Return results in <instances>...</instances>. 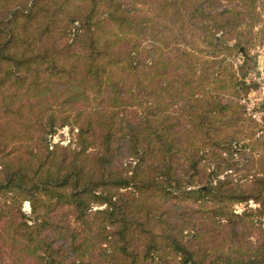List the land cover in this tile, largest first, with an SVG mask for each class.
<instances>
[{
    "label": "trees",
    "instance_id": "16d2710c",
    "mask_svg": "<svg viewBox=\"0 0 264 264\" xmlns=\"http://www.w3.org/2000/svg\"><path fill=\"white\" fill-rule=\"evenodd\" d=\"M263 34L264 0H0V264H264Z\"/></svg>",
    "mask_w": 264,
    "mask_h": 264
},
{
    "label": "rangeland",
    "instance_id": "374dc122",
    "mask_svg": "<svg viewBox=\"0 0 264 264\" xmlns=\"http://www.w3.org/2000/svg\"><path fill=\"white\" fill-rule=\"evenodd\" d=\"M264 35V34H263ZM243 52V51H242ZM241 51L238 52L237 56L234 58L235 64L243 67V70L240 69V73L247 74L246 83L250 88V94L247 98L242 100V104L247 108L246 105L253 109V112H257L256 121L261 123V118L263 116V107H264V36L261 45H258L256 48L252 49L249 52V61L244 65V57ZM246 104V105H245ZM247 116H251L246 109ZM254 119V117L252 116ZM72 139V134L69 128H64L60 130L53 138L52 143L56 144L62 141V144L66 145ZM249 207H255L253 202L249 203ZM245 210V205L237 207V211L241 213ZM24 211L28 214L30 213L29 204L24 205Z\"/></svg>",
    "mask_w": 264,
    "mask_h": 264
},
{
    "label": "built area",
    "instance_id": "2783aa9c",
    "mask_svg": "<svg viewBox=\"0 0 264 264\" xmlns=\"http://www.w3.org/2000/svg\"><path fill=\"white\" fill-rule=\"evenodd\" d=\"M262 89H263V91H264V87H263ZM245 105H246V104H245ZM246 107H247L246 109H247V111L250 113V115L253 116L254 119H256V116H255V115L257 114V112H253V111H252L253 109H250L247 105H246Z\"/></svg>",
    "mask_w": 264,
    "mask_h": 264
}]
</instances>
